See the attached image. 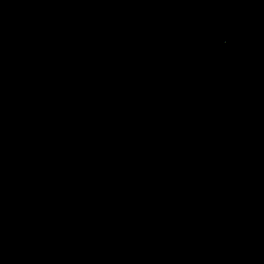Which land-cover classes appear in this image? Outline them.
Listing matches in <instances>:
<instances>
[{
    "label": "water",
    "instance_id": "obj_1",
    "mask_svg": "<svg viewBox=\"0 0 264 264\" xmlns=\"http://www.w3.org/2000/svg\"><path fill=\"white\" fill-rule=\"evenodd\" d=\"M0 264H264V0H0Z\"/></svg>",
    "mask_w": 264,
    "mask_h": 264
}]
</instances>
